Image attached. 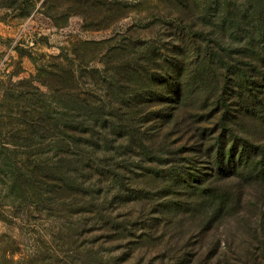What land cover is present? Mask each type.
Wrapping results in <instances>:
<instances>
[{
	"label": "rangeland",
	"instance_id": "obj_1",
	"mask_svg": "<svg viewBox=\"0 0 264 264\" xmlns=\"http://www.w3.org/2000/svg\"><path fill=\"white\" fill-rule=\"evenodd\" d=\"M227 3L0 0V264H98L128 249L135 251L128 264H264V71L247 75L258 53L245 35L221 39L222 15L239 20L238 7ZM164 57L185 62L187 102L154 101L142 110L152 123L133 116L129 132L110 137L109 152L98 147L96 164L112 174L91 183L94 215L81 213L83 180L73 176L67 189L64 165L47 155L46 122L19 125L27 118L20 108L42 106L31 81L38 69L55 67V77L42 78L61 88L60 68L79 66L98 72V90L117 91L106 99L87 75L98 98L115 103L124 93L137 104L155 89L143 70L155 75ZM164 109L169 117L157 119ZM39 152L42 164L34 163ZM164 174L168 183L158 177ZM105 215L115 221L95 229ZM117 224L127 233L119 235Z\"/></svg>",
	"mask_w": 264,
	"mask_h": 264
},
{
	"label": "trees",
	"instance_id": "obj_2",
	"mask_svg": "<svg viewBox=\"0 0 264 264\" xmlns=\"http://www.w3.org/2000/svg\"><path fill=\"white\" fill-rule=\"evenodd\" d=\"M231 1L232 0H228V6H232L229 3ZM254 5L253 0H243L239 5H233L232 7H238L236 9L239 13L238 22H231L229 20L230 18L227 17L226 14H223L222 18H220L219 25L216 26V28H220L217 30L222 35L221 39L223 41L227 39V36L224 35L225 32H228L230 35H245V37L242 36V42L250 43L257 50L258 54L255 55L254 60L250 62L251 66L249 72H247V75L251 78L257 76L258 72L264 71V0H261V4H259L258 8ZM216 40L220 43L222 41L219 40V38H216ZM218 41H215L214 44L219 45ZM150 57L153 60H157L155 57ZM162 60L166 62V64H164L155 75H151L149 72L150 69L148 68L143 70V72L145 71V76L148 77V82L154 84L155 89L152 90V92L148 91L149 94L143 98L142 102H138L137 104H132L130 100L122 98V96L125 95L124 93L119 96L115 103L103 101L98 98L96 93L89 89V84L84 82L85 77L88 75L91 79V85L96 88V85L99 84L98 81H100V79H97L98 72L79 66L75 68H60V73L65 76L64 85L61 88L51 82H45L42 78V76L55 77V72H58L55 67L51 68L53 72L49 74L44 68L38 69L40 77L31 81L30 86L35 89L39 98L42 97L40 101L42 106L39 110L35 105L31 106V104L26 108H20L17 114L21 113L27 118H25L23 122H20L19 125L30 130L34 128L35 125L46 122L45 127L42 129H46L47 133H52L50 136V144L52 145H50L47 155L51 156L53 160L59 159L64 165V176L66 178L65 183L67 189H70V183L74 181L73 176L78 175V177L83 180V188L81 190L83 192H80L83 199V204L80 205L81 213H91L88 215H94L93 213L96 205V199L94 197L96 195L93 193L96 188L91 183L96 178L107 179L108 176L112 174V171L106 172V168H100L96 164L98 159L95 158L96 154L94 153L99 149L98 147H102L106 153L109 152L107 146L110 143H115L110 140V137L129 132L131 127H128V125L133 121V116L137 117L136 123L140 122L142 125L152 123L154 120H152L149 115L142 116L144 114L142 110L146 109L154 101H156L154 102L155 104L168 108L172 107V105H170L172 101L173 103L174 101L175 103L176 101L178 103L187 102L188 97L183 94L181 83L184 81L185 75L189 74L185 62L179 60L171 62V60L166 57L162 58ZM258 64L259 67L257 66ZM260 65H262V67H260ZM131 69L135 73H140L139 67H137L136 64H133ZM34 82L47 87L50 90V95L46 96L42 94L40 90L34 86ZM105 83L106 82L103 80L102 84ZM105 89V92L97 88L96 91L105 95L106 99H112L117 92L114 87H105ZM32 95L31 93L21 94V96L25 98H30ZM58 95H61L62 99L59 104L57 102ZM45 100L47 102L43 103ZM165 111V109L161 110L156 118H166L163 115L169 117ZM35 116L37 117L30 120V117ZM58 121L60 122L59 126L57 125ZM54 129H59L57 136L53 135ZM26 131L27 129L21 130V133H26ZM151 131L153 132L154 129ZM31 137V134L27 133L26 137L23 136V139L28 140ZM56 137H59L61 141L58 142ZM152 140L155 141L156 139L152 138ZM43 155L46 154H42L41 152L34 153V163L42 164L40 161ZM48 161L50 162V160ZM82 172L84 173L82 174ZM151 174L157 176L156 171L151 172ZM158 177H161V181H166V183H168V179H170L168 174ZM179 177L181 181L189 184V179L184 180L180 175ZM115 179L117 180V177ZM84 185H88V187L85 188ZM119 189L120 192L123 193V188ZM91 221L92 218L89 219V222ZM97 221L100 226L95 224V229L103 230L115 220L105 215L103 217H98ZM116 227L118 228L116 231L119 235L120 233H127V227L122 228L121 224H117ZM89 232L86 233V231L83 230L82 235H89ZM128 252L131 254H121L120 256L114 257V259L112 258V260L99 262L98 264H128L134 259L135 251L128 249ZM102 254H104V252H102ZM185 260H181L178 264H187L184 262Z\"/></svg>",
	"mask_w": 264,
	"mask_h": 264
}]
</instances>
